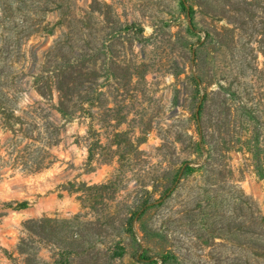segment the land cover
I'll return each instance as SVG.
<instances>
[{"label": "rangeland", "instance_id": "obj_1", "mask_svg": "<svg viewBox=\"0 0 264 264\" xmlns=\"http://www.w3.org/2000/svg\"><path fill=\"white\" fill-rule=\"evenodd\" d=\"M0 264H264V0H0Z\"/></svg>", "mask_w": 264, "mask_h": 264}, {"label": "crops", "instance_id": "obj_2", "mask_svg": "<svg viewBox=\"0 0 264 264\" xmlns=\"http://www.w3.org/2000/svg\"><path fill=\"white\" fill-rule=\"evenodd\" d=\"M101 1L104 2L105 0H101ZM87 14L90 15L92 14V12L91 11H79L75 13L77 17H83L84 15H87ZM102 15L104 17L105 13H103Z\"/></svg>", "mask_w": 264, "mask_h": 264}]
</instances>
